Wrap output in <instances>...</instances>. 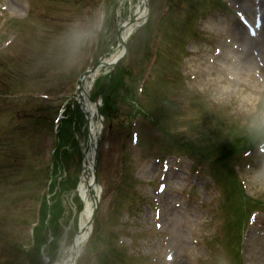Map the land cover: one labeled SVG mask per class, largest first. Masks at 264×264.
<instances>
[{"label":"rangeland","instance_id":"374dc122","mask_svg":"<svg viewBox=\"0 0 264 264\" xmlns=\"http://www.w3.org/2000/svg\"><path fill=\"white\" fill-rule=\"evenodd\" d=\"M89 1L91 2V0H88L78 7H73L70 0H58L57 6L53 3H45L43 8L39 9L41 14L34 16L41 24L28 30L23 39L22 47H31L33 39L47 41L44 46L39 48L43 52L48 51L45 57L46 60L41 62L40 58L36 59V62L40 65V76L26 85V87L40 94L60 97L55 107L60 104L61 97H72L70 99L71 103L75 102L72 94L75 91L76 79L93 61L95 48L101 49L99 46L105 43L111 46L116 40L115 32L119 23V12L114 17V29H109L107 32L103 31L104 38H100L97 42L96 38L78 56L71 60L66 55H61L64 52L66 34L61 36L56 34L64 30L62 22L69 21L72 22L71 25L73 23L87 24L99 7V5L90 6L88 4ZM124 1L119 0L117 9L124 10L122 6L126 4L127 10L130 11L131 6H129V3H132L133 0H128L126 3ZM168 1L154 0L153 3L154 14L151 11V20L155 25L152 30L157 35L163 32L159 23L165 15V6L168 5ZM224 1L235 9L239 5L242 12L252 15L251 12L254 7L252 0ZM261 1L264 8V0ZM121 3L124 4L121 5ZM26 8L27 5L24 0H0V13L3 18H7L8 15L22 18ZM1 9H6L7 11L3 12ZM216 13L218 12L209 11L196 24L195 28L198 29L203 45L199 46V48H190L192 55L186 56L187 52L186 50L184 51L181 72L187 76L189 85L194 88L204 89L207 98L214 104L229 106L230 115L240 114L235 108L237 101L234 94H232L233 99L229 100L228 96L219 90L220 74L224 69L235 67L247 75L250 83L264 84V31L262 35L260 34L257 41H251L246 35V31L233 15L223 16L220 13ZM123 16L124 14H122ZM1 36H4V33H1ZM214 37V41L208 44L207 40ZM158 44L159 51L163 53L162 49H165L164 38L161 43L156 40V37L151 38L150 49ZM237 47L239 48L236 49ZM215 48L222 50L220 56L213 54ZM224 48L228 50L226 55H224ZM244 48L248 50L245 51ZM20 50L16 49L7 57L5 62H1L0 71L9 67L16 74L22 72L25 77L29 76L28 72L24 70L26 66L14 58ZM154 50H157V48H154ZM254 51L258 54L257 58L253 55ZM197 53L198 56H196ZM242 57L245 58L244 64H240ZM130 63L131 59L128 57L125 65ZM177 63L178 60L175 59L174 64ZM159 75L160 73L157 74V76ZM190 75L194 79H190ZM5 76H7L5 72L0 73V78L3 80V82L0 80V92H5L11 86V81L7 80ZM102 77L97 84L98 87L101 85V81L104 83L106 78ZM137 79L138 76L136 75L128 80L129 88L133 89L135 87ZM2 83L8 84L3 85ZM14 89L17 90L18 86H15ZM84 89H86V85H84ZM89 93L91 97L95 95L94 85ZM130 94L133 95V91L130 90ZM0 97H2L1 94ZM135 101L137 108L152 118L154 111L162 107L164 103V99L160 97V94H156L152 99H149L148 107L145 102L142 104L138 103L137 98ZM40 107H46V112L49 111L53 114L52 106H46L45 103H41ZM5 109L3 108L2 111ZM64 116L66 117L64 120H67V111ZM118 116V127L114 126L111 131H107L108 122L104 125L105 129L98 150L99 163L97 165L98 179L102 188L97 219L103 229L115 240L118 228L123 226L121 224L127 220L130 214L131 204L133 206L139 205L141 204L140 200L144 198L142 184L145 182L151 183L149 187H145V192L153 196L159 175L157 164L151 161L144 162L142 156L137 158V152L140 151L141 146L138 145L136 149L130 148L129 131L121 129L127 124V118L120 113ZM1 119L2 117L0 116ZM233 121L239 122L238 117ZM14 127L16 128L15 135L20 136L21 141L20 157L28 159L33 151L39 150L36 142L42 132V126L29 125L28 128L24 127L22 130H17L18 125ZM139 127L140 136L143 134L144 138H150L154 134L153 128L147 122H140ZM10 133L8 125L0 127V144L4 143ZM86 140L87 136L84 133L79 139L82 145V156L80 157L81 151H79V147H76L74 153L69 157L65 168L67 178L80 177ZM45 145L49 148L48 154L44 156L36 155L27 161L35 166H42L45 163V166L40 169L41 173L53 161L50 156L51 141L46 140ZM69 145L73 146L70 143ZM221 147L222 145H220ZM150 152L153 151L150 150ZM5 160L6 163L14 161L16 164L8 169L0 167V177H3L0 181V264H28L29 258L26 257V252L28 253V251L21 252L18 246L28 245L25 248L27 250L30 247L31 224L36 219L39 205L45 195L41 190L45 191L46 186L40 178V174L28 179L26 183H20L16 179V175L23 171L21 169V160L17 157ZM122 169H124L123 172H121ZM190 174L185 166H182L181 172L170 173V179L166 182L169 188L168 191L161 197H155L156 201L160 199L159 214L161 219L157 220L158 215L154 216V207H145L138 216H129L128 225L124 229L127 237L126 240L125 237L122 238V241L125 242L121 245V248L128 251L129 255L145 257L147 264L151 262L146 255L155 253L160 256L162 264H217L218 262L230 264L233 260L234 247L227 248L228 240L224 233V225L227 219L221 211H212L211 206L206 211L205 209L201 210L196 202L185 201L181 195L183 189L186 188L191 195L200 196L202 199L205 197L206 202H211V205L214 204L213 191L207 181H196L195 177H189ZM110 176L114 178L115 183L121 181L120 185L112 187L109 181ZM138 178L143 181H139ZM251 179L253 182L250 181L248 187L251 188L250 191L253 192V197L258 200V202L254 201V203H258V205L264 204V167H261L255 174L251 175ZM39 181L40 184L38 186ZM191 187H194V189H191ZM72 198L70 196L69 199V195L64 196L66 204L65 217H71V223L69 227L64 229L63 243L59 250L63 257L65 256L64 253L66 254L69 250L68 241L77 230V225L74 222L77 209L72 205ZM176 204H180V206L178 207ZM127 209L125 219H122V214ZM133 210L131 208V211ZM156 225H160L162 229L158 231L155 227ZM219 241L223 243V252L217 246ZM194 242H197V244H194ZM242 246L243 263L264 264V236L261 233L258 231L256 233H247L244 236ZM168 253L172 256L173 262H165L164 257ZM89 259L90 256L83 257L81 264H84L86 260L89 261Z\"/></svg>","mask_w":264,"mask_h":264},{"label":"clouds","instance_id":"9594fccd","mask_svg":"<svg viewBox=\"0 0 264 264\" xmlns=\"http://www.w3.org/2000/svg\"><path fill=\"white\" fill-rule=\"evenodd\" d=\"M106 13L98 10L87 24L74 23L66 33L64 51L71 60L89 46L103 30ZM218 88L221 93L233 95L236 110L241 114L245 131L254 138H264V84H252L241 70L233 67L222 70Z\"/></svg>","mask_w":264,"mask_h":264},{"label":"bare ground","instance_id":"6f19581e","mask_svg":"<svg viewBox=\"0 0 264 264\" xmlns=\"http://www.w3.org/2000/svg\"><path fill=\"white\" fill-rule=\"evenodd\" d=\"M125 33H123L121 35V39L122 41H125ZM116 55H119L118 53ZM94 112L93 106L91 104H87L86 108H85V113L87 114V116H92ZM92 156H93V149H87V151L85 152V158L83 161V167H84V177L83 180L80 184V189H79V194L80 197L82 199V201L84 202L85 205V209L84 212L82 213L81 217H80V226L83 227L85 225V223L87 222L89 215H90V211H91V204H90V200H89V195H88V191H87V185L90 182V173L92 170ZM89 180V182L87 183V181ZM87 183V184H86ZM86 233L85 234H81L80 235V240H83L86 238ZM76 241V244L79 242ZM67 259H65L64 263L67 264Z\"/></svg>","mask_w":264,"mask_h":264},{"label":"trees","instance_id":"16d2710c","mask_svg":"<svg viewBox=\"0 0 264 264\" xmlns=\"http://www.w3.org/2000/svg\"><path fill=\"white\" fill-rule=\"evenodd\" d=\"M46 208H47V206L45 205V206H44V209H43V219H42V222H41V226H42V227H44V211H45ZM37 238H38V242H39V233H38ZM38 242H37V244H38Z\"/></svg>","mask_w":264,"mask_h":264}]
</instances>
